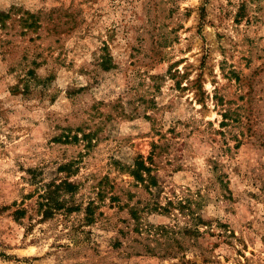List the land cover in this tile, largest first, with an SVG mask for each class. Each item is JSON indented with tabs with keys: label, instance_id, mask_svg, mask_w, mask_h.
Wrapping results in <instances>:
<instances>
[{
	"label": "rangeland",
	"instance_id": "obj_1",
	"mask_svg": "<svg viewBox=\"0 0 264 264\" xmlns=\"http://www.w3.org/2000/svg\"><path fill=\"white\" fill-rule=\"evenodd\" d=\"M0 264H264V0H0Z\"/></svg>",
	"mask_w": 264,
	"mask_h": 264
}]
</instances>
